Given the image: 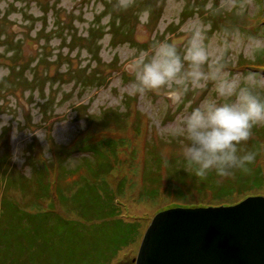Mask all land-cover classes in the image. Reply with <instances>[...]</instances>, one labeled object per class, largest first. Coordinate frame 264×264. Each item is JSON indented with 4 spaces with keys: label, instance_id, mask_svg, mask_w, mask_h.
Instances as JSON below:
<instances>
[{
    "label": "rangeland",
    "instance_id": "rangeland-1",
    "mask_svg": "<svg viewBox=\"0 0 264 264\" xmlns=\"http://www.w3.org/2000/svg\"><path fill=\"white\" fill-rule=\"evenodd\" d=\"M207 2L133 0L132 7L122 10L116 6L118 0H0V120L6 121V126L0 129V174L8 171L3 181L0 175L1 206H17L36 213L38 219L43 217V221L49 220L46 212L52 210L51 215L72 221L82 230L88 227L91 219L81 217L70 197L77 194L86 180L95 181L88 171L93 166L82 160L87 158L93 162L91 154L77 150L81 138L89 137L124 140L122 146L116 148L115 167L107 170L103 178L105 184L97 185L111 195V200H120L119 219L124 224L112 220L109 228L101 233H78L74 240L76 248L89 242L86 238L94 240L98 236L116 256L109 264H133L140 240L155 214L172 208H207L201 206L204 204L194 205L202 202L196 195H189L186 202L179 203L174 197L154 196L153 191L159 171L164 174L173 167L170 159L176 161L177 170H185L181 163L182 146L172 135V129L181 114L212 94L211 84L205 89L190 91L179 100L170 97L164 89L141 95L133 87L132 67L135 55L141 50H150L157 41L168 39L182 49L186 41V34L181 30L183 25L197 14L204 17ZM221 2L215 0L217 5ZM223 2L235 3L236 7L222 14L220 19L213 18V28L228 27L241 40L240 47L232 53L228 69L234 73H258L256 88L264 94V68L254 70L252 67L256 63L253 60L259 62L258 66L264 65V49L256 52L255 59L244 54V49L255 41H264L263 0ZM241 6L245 16L257 15L254 21L242 19L244 28L240 21L232 26L226 16L232 12L238 14ZM144 9H149L151 14L146 23H141L138 13ZM124 23L132 27L131 35L113 41V34L119 32L118 27L124 28ZM260 25L263 29L254 30ZM246 30L254 32L250 34ZM91 31L95 33V40L90 39L92 46L75 40L89 38ZM9 52L13 54L9 56ZM130 96L134 97L128 101ZM109 109L123 114L126 111L122 128L114 124H109V128L100 126L96 119ZM148 146L155 147L162 164L154 172L151 189L143 191L149 197H144L139 195V189L146 181L145 165L148 163L147 166L154 168V162L147 159ZM112 147L115 145L111 144ZM29 159L36 160L39 166L40 162L45 164L42 171L46 177L39 175V183L47 190L41 197L35 196L37 186L31 180L35 166ZM59 159L64 160L63 166L70 175L60 176L56 166ZM223 180L226 178H221L220 182ZM118 184H124L119 193ZM187 184L189 189H194L192 182ZM189 189L186 191L190 192ZM248 197L264 198V190L220 206H232ZM39 245L45 248L48 244ZM39 252L28 256L25 264L30 261L31 264H69V260L73 263L71 250L69 260L61 252L52 257ZM1 260L5 257L0 252V263Z\"/></svg>",
    "mask_w": 264,
    "mask_h": 264
},
{
    "label": "clouds",
    "instance_id": "clouds-1",
    "mask_svg": "<svg viewBox=\"0 0 264 264\" xmlns=\"http://www.w3.org/2000/svg\"><path fill=\"white\" fill-rule=\"evenodd\" d=\"M132 5L133 0H118L116 6L127 10ZM234 7L235 3L222 0L217 5L215 0H208L205 16L197 14L183 25L186 41L182 49L165 39L154 43L150 50L139 51L132 61L133 87L141 95L164 89L179 100L211 84L212 94L181 114L172 129L182 146L183 168L197 177L215 172L227 178L235 170L247 172L257 153L243 150L242 142L250 139L255 126L264 124V94L256 88L258 73L228 69L233 51L241 45L240 37L228 27L213 28V18ZM237 12L242 14L243 6ZM150 14L149 9L138 13L141 23H146ZM261 49L264 41H255L244 49V54L255 59ZM5 126L6 121L0 120V129Z\"/></svg>",
    "mask_w": 264,
    "mask_h": 264
},
{
    "label": "trees",
    "instance_id": "trees-1",
    "mask_svg": "<svg viewBox=\"0 0 264 264\" xmlns=\"http://www.w3.org/2000/svg\"><path fill=\"white\" fill-rule=\"evenodd\" d=\"M117 13L119 14V11H117ZM115 16L118 15L114 13V18H117ZM220 16H217V18L220 19ZM226 16L229 17L228 21L232 26L237 25V22L240 21V26L242 28H244L245 25V23L241 21L242 19L246 21L247 19L249 21H254L256 19L253 17H257V15H253V17L250 18L248 17L249 15L245 16L243 13L237 14L235 12ZM263 25L257 26L254 30L258 31L261 27L263 29ZM131 28V26L126 24L122 29L118 27L119 32L117 31L116 34H113V41H120L129 37L131 35ZM254 30L248 31V33L252 34ZM87 38L88 36L86 39L83 37L75 38V40L81 45L87 47L92 46L90 39L94 38L95 40V33H93V31L89 32V38ZM253 62H256L255 64H252L254 70L256 68H264V65H262L263 62L261 63L262 67L258 66V61L253 60ZM130 97L131 98L128 99V101L134 96ZM137 113L140 112L138 111ZM124 115H126V111L123 114L114 109H109L96 120L99 121L100 126L103 128L108 127L109 124H114L119 128H122L124 126ZM138 128L139 126H137V129ZM138 131H140V129H138ZM252 132L253 134L250 139L246 142H242L241 145L243 150L255 151L257 153L256 159L249 165V170L247 172L235 170L232 176L227 177L226 180L220 182L221 178L217 180L218 176L215 172L209 173L206 177H197L188 173L186 170H177L174 166L176 161L170 159L169 163L173 167L167 169L168 172L167 170L165 171L166 175L160 170V176H156L155 184L157 187L154 188V196L158 194L159 197L161 196L164 199L174 197L179 203H184L189 195L191 197L196 195L202 202H197V204L194 205L198 206L204 204L201 206L215 207L229 205L248 194H252V192L255 193L264 190V157H261L264 153L262 145L264 144V127H261L259 124L253 128ZM123 142L124 140L118 141L110 138L101 140H92L89 137L81 138L77 150H79V152H88L91 154L90 157L94 160L93 162L87 158H83L82 160H87L90 165L93 166L92 168H89L88 171L95 178V181L93 182L86 180L83 187L77 191V194L70 197L71 201L76 204L81 217L91 219L89 226L83 230L74 222L71 223L72 221L63 220L61 217L51 215L54 214L52 210H50L51 212H46L49 216V220L43 221V217H40L39 219L35 217L36 213H28L14 205L2 207L0 203V252L3 253L5 257V260H1L2 262L0 264H25V260L29 259L28 256L31 254L33 255L36 251L40 253L39 250L43 251L44 255L46 254L50 257L58 255L59 252H61L64 257L67 256L68 260L71 250L74 257L73 263L69 260V264H109L116 256L113 251H110V247L103 238L98 236H95L94 240L86 238L89 242L82 244L78 248H76L77 246L75 245L74 240L76 239L77 234L82 233L83 231L88 233H101L109 228L108 224L112 220L124 224L123 221L119 219V214L121 212L119 206L121 205H119L118 201L120 200L118 198L111 200V195H109L104 188L102 189L97 186L100 185L102 187V185L105 184L103 178L108 174L107 170L111 169V167H115L116 164L114 158L117 154L116 148L122 146ZM111 144L115 145V147L111 148ZM147 159L148 162L149 159L154 162V168L147 166L148 163L145 165L147 177L145 176V184L139 189V195L141 194V196L143 195L144 197H149L148 193H143V191H149L151 189L152 184H154V172H157L162 164V157L155 151L154 146H148ZM35 161L30 160L28 162L31 163L32 166H35L34 173L31 176L32 182L37 186L35 196L41 197L44 194V191L47 190V187L39 183V175L45 176V174L42 171L43 168L41 165L39 166L37 161ZM258 161L261 162L258 163ZM63 163L64 160L62 159H59L56 163L61 177L70 175L68 169L63 166ZM7 172L8 171L5 173L1 172V181H3V176H6ZM161 174L163 176H161ZM163 182L166 183L165 186L162 185ZM187 182H192L194 189H189ZM123 187L124 184H118L117 192L119 193ZM187 188L190 192L186 191ZM55 189H57V185ZM169 189H171L170 192H168ZM199 191H202V193H197ZM65 196L67 195H64V197ZM56 200L58 199L56 198ZM39 243L44 246H46V244L48 245L44 248L39 245ZM104 245H107L106 248H102ZM33 249L37 250L34 252ZM7 259H9V261L6 263L5 261ZM29 264H31V261Z\"/></svg>",
    "mask_w": 264,
    "mask_h": 264
},
{
    "label": "water",
    "instance_id": "water-1",
    "mask_svg": "<svg viewBox=\"0 0 264 264\" xmlns=\"http://www.w3.org/2000/svg\"><path fill=\"white\" fill-rule=\"evenodd\" d=\"M134 264H264V198L155 214Z\"/></svg>",
    "mask_w": 264,
    "mask_h": 264
}]
</instances>
